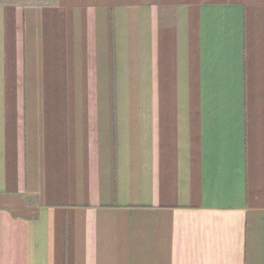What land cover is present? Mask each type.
Returning <instances> with one entry per match:
<instances>
[{
    "label": "crops",
    "instance_id": "obj_1",
    "mask_svg": "<svg viewBox=\"0 0 264 264\" xmlns=\"http://www.w3.org/2000/svg\"><path fill=\"white\" fill-rule=\"evenodd\" d=\"M0 264H264V0H0Z\"/></svg>",
    "mask_w": 264,
    "mask_h": 264
}]
</instances>
